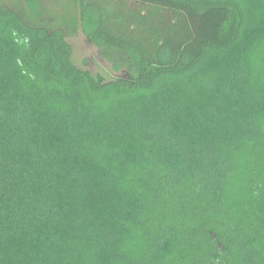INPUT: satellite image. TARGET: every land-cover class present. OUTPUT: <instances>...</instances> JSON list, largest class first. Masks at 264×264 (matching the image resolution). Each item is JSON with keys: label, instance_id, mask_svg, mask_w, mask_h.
<instances>
[{"label": "trees", "instance_id": "1", "mask_svg": "<svg viewBox=\"0 0 264 264\" xmlns=\"http://www.w3.org/2000/svg\"><path fill=\"white\" fill-rule=\"evenodd\" d=\"M0 264H264V0H0Z\"/></svg>", "mask_w": 264, "mask_h": 264}, {"label": "rangeland", "instance_id": "2", "mask_svg": "<svg viewBox=\"0 0 264 264\" xmlns=\"http://www.w3.org/2000/svg\"><path fill=\"white\" fill-rule=\"evenodd\" d=\"M69 42L73 49V61L79 67L89 69L93 73H101L106 79H111L118 74L114 71L111 62L100 54L99 49L83 31L69 37Z\"/></svg>", "mask_w": 264, "mask_h": 264}]
</instances>
